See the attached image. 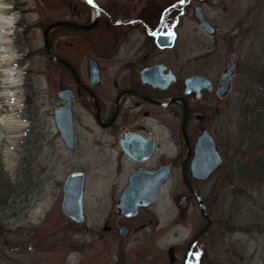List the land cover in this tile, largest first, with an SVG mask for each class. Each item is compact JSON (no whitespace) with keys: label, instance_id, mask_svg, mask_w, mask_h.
<instances>
[{"label":"flooded vegetation","instance_id":"af4514ba","mask_svg":"<svg viewBox=\"0 0 264 264\" xmlns=\"http://www.w3.org/2000/svg\"><path fill=\"white\" fill-rule=\"evenodd\" d=\"M94 1L100 15L92 28H57L51 32L53 53L66 59L79 79L50 59L52 66L45 73L47 91L56 100L52 110L58 144L55 152L61 150L71 160L82 159L79 168L86 173L85 198L90 191V197L110 202L101 210V203L91 200L89 213L85 206L86 221L77 224L86 235L82 264H127L125 250L112 260L102 256L104 249H124L125 240L138 232L161 228L155 213L168 184L181 191L173 194L175 215L167 225L176 227L175 238L180 231L188 235L184 242L158 247L153 263L183 264L189 240L205 223L197 197L185 180V170L203 196L213 227L210 199L214 191L205 194L203 185L214 178L229 181L233 150L229 125L239 63L235 55L234 78L224 93H219L228 64L212 75L196 69L187 71L185 2ZM67 4L68 17L37 22L43 27V38L52 22L88 25L95 20L96 12L88 3L67 0ZM211 24L214 35L219 29ZM62 32H66L64 44L57 36ZM68 103L73 132L65 140L54 117L56 110ZM217 155L222 158L221 165L208 178L198 177L196 168L210 165ZM93 163L104 170L103 177H89L85 168ZM163 176L159 198L146 205L144 202L153 198L154 183ZM123 199L126 201L121 204ZM91 212L93 217H100L99 224H90ZM191 217L196 223L198 220L195 228L185 223ZM93 248L98 250L91 252ZM189 260V264H202V257L195 254Z\"/></svg>","mask_w":264,"mask_h":264},{"label":"rangeland","instance_id":"374dc122","mask_svg":"<svg viewBox=\"0 0 264 264\" xmlns=\"http://www.w3.org/2000/svg\"><path fill=\"white\" fill-rule=\"evenodd\" d=\"M9 1L24 17L18 26L25 50L19 63L29 66L24 74L23 92L31 125L16 151L20 167L15 171L7 169L8 145L0 138V195L9 196L6 204L0 199V264H82L85 232L64 216L61 207L63 183L70 172L80 169L82 159L71 160L60 147V152H55L58 144L52 110L56 100L47 91L45 81L52 63L43 51V27L37 23L68 17L67 0ZM196 6L203 7L218 33L210 35L199 26L194 16ZM185 10L187 71L218 73L228 64L231 52L239 63L229 125L233 149L229 162L237 165L242 161L241 151L244 147L248 150L250 144L258 147L259 154L264 153V0H185ZM65 35L66 32L57 34L63 44ZM8 109L5 107L2 112ZM85 171L93 179L105 175L95 163L89 164ZM174 186H166L156 208L159 230L138 232L125 240L124 249H104L102 256L115 260L125 250L127 264H154L158 247L184 242L188 232L180 231L175 238L176 227L167 225L175 215L173 194L181 191ZM232 187L217 178L203 185L205 194L214 191L210 199L214 226L199 244L196 255L202 257V264H264V186L251 190L252 195L247 191L238 198L231 194ZM91 200L99 201L101 210L109 207V201L90 197L88 191V199L84 201L88 213ZM230 216V224L225 225L226 217ZM99 218L92 214L90 224H99ZM185 223L195 228L198 220L196 223L191 217ZM147 251L154 253L145 254Z\"/></svg>","mask_w":264,"mask_h":264},{"label":"water","instance_id":"95a60500","mask_svg":"<svg viewBox=\"0 0 264 264\" xmlns=\"http://www.w3.org/2000/svg\"><path fill=\"white\" fill-rule=\"evenodd\" d=\"M81 2H87L89 3V0H78ZM96 12V18L94 21H92L88 25H80L73 22L68 21H57L53 22L50 25H48L44 31V38H45V44H46V50L50 57V59L64 65L77 76V79H79L78 74L76 73V70L72 67V65L64 58L56 56L52 51V42H51V31L55 28L63 27V28H73L77 30H84L92 28L96 22L97 18L100 15V9L98 8L97 4L92 0L91 3H89ZM195 17L199 19L200 26L206 30L208 33L213 32L212 25L206 20L202 7H197L195 10ZM235 70V61H234V54H232L229 57V66L222 74L221 76V86L218 90L219 93H224L226 87L229 86L231 81L233 80V74ZM194 78H200V77H194ZM55 121L57 123V126L62 134V136L65 138V140L68 137V134L72 135L73 127H72V119H71V109L70 104H65L62 108L56 110L55 114ZM216 152V150H215ZM218 154V153H217ZM221 164V157L217 155L216 159L208 166H205L204 164L200 166V168H196L198 171L197 176L203 179H206L212 171H214L219 165ZM195 168H193L194 170ZM200 170V172H199ZM158 174V173H157ZM138 175V174H137ZM153 178H156L155 175H152ZM166 176H163V178H160V180H156L154 183V192H153V198L147 200L146 203H155L156 200L159 198L161 193V184ZM185 180L187 182V185L191 189V191L196 195L202 215L205 219L204 226L193 236V238L190 240L188 247L185 252L184 256V263L188 264L189 258L192 254V251L195 247V245L208 233L211 225H212V219L208 214L207 208L205 206V202L201 196V194L195 189L194 185L192 184L187 170H185ZM85 173L81 171H74L70 173L63 185V192L64 197L62 201V210L65 216L69 217L70 219L76 221L77 223H84L85 222V214H84V206H83V199H84V189H85ZM126 201L125 199L121 200V204ZM142 205H145L142 202H139ZM136 210V209H135Z\"/></svg>","mask_w":264,"mask_h":264},{"label":"bare ground","instance_id":"6f19581e","mask_svg":"<svg viewBox=\"0 0 264 264\" xmlns=\"http://www.w3.org/2000/svg\"><path fill=\"white\" fill-rule=\"evenodd\" d=\"M13 9V1L0 0V138L8 145L5 151L7 169L15 171L20 160L16 151L31 122L26 116L23 92L28 65L19 63L25 50L17 24L22 23L24 17ZM5 107L9 109L3 113Z\"/></svg>","mask_w":264,"mask_h":264},{"label":"trees","instance_id":"16d2710c","mask_svg":"<svg viewBox=\"0 0 264 264\" xmlns=\"http://www.w3.org/2000/svg\"><path fill=\"white\" fill-rule=\"evenodd\" d=\"M248 150L246 147L242 150V161H240L237 165H233L230 163L229 170V181L228 185H232L231 194L238 198L243 196L247 191L252 195V191L261 190L264 186V153H258V147H254V145H248ZM240 185H237V183ZM236 184V186L234 185ZM1 188V187H0ZM252 190V191H251ZM9 196L4 197L0 195V199H3V203L6 204ZM236 201V200H235ZM230 217H226L225 225L230 224ZM232 229V228H231Z\"/></svg>","mask_w":264,"mask_h":264},{"label":"snow or ice","instance_id":"6c2138e0","mask_svg":"<svg viewBox=\"0 0 264 264\" xmlns=\"http://www.w3.org/2000/svg\"><path fill=\"white\" fill-rule=\"evenodd\" d=\"M91 2H92V0H89V3H91ZM180 2H181V3H184L185 0H180Z\"/></svg>","mask_w":264,"mask_h":264}]
</instances>
